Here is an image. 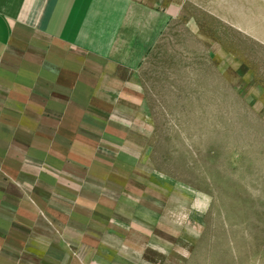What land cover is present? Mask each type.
Instances as JSON below:
<instances>
[{
  "label": "rangeland",
  "instance_id": "1",
  "mask_svg": "<svg viewBox=\"0 0 264 264\" xmlns=\"http://www.w3.org/2000/svg\"><path fill=\"white\" fill-rule=\"evenodd\" d=\"M130 1L159 21L143 110L12 172L0 264H264V0ZM125 141L149 151L109 153Z\"/></svg>",
  "mask_w": 264,
  "mask_h": 264
},
{
  "label": "crops",
  "instance_id": "2",
  "mask_svg": "<svg viewBox=\"0 0 264 264\" xmlns=\"http://www.w3.org/2000/svg\"><path fill=\"white\" fill-rule=\"evenodd\" d=\"M146 26L143 6L130 0H0V171L8 178L0 185L14 187L12 172L33 152L62 162L95 152L80 139L128 138L117 124L127 107L143 110L139 65L157 40L158 17ZM109 150L149 151L127 141Z\"/></svg>",
  "mask_w": 264,
  "mask_h": 264
}]
</instances>
